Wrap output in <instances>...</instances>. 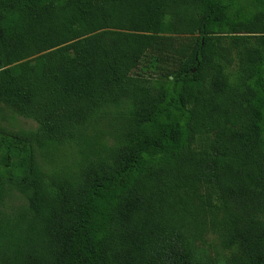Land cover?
<instances>
[{
    "label": "trees",
    "instance_id": "1",
    "mask_svg": "<svg viewBox=\"0 0 264 264\" xmlns=\"http://www.w3.org/2000/svg\"><path fill=\"white\" fill-rule=\"evenodd\" d=\"M0 264H264V0H0Z\"/></svg>",
    "mask_w": 264,
    "mask_h": 264
},
{
    "label": "rangeland",
    "instance_id": "2",
    "mask_svg": "<svg viewBox=\"0 0 264 264\" xmlns=\"http://www.w3.org/2000/svg\"><path fill=\"white\" fill-rule=\"evenodd\" d=\"M157 70H158L157 63L155 61L152 62L151 58L148 57L143 61L142 65L139 69V72L149 75L151 73L156 72ZM11 126H12V129H14V130H19L22 128L30 129V128L36 127V125L34 123H32L30 121H25L24 119H21V118H18L17 120L12 121Z\"/></svg>",
    "mask_w": 264,
    "mask_h": 264
}]
</instances>
